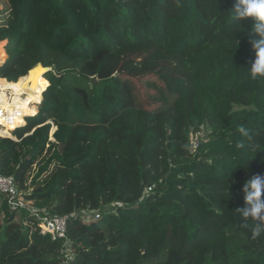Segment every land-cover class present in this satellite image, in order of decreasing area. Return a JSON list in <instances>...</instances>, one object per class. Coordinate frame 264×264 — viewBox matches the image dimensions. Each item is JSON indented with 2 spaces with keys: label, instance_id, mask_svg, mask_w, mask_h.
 <instances>
[{
  "label": "trees",
  "instance_id": "16d2710c",
  "mask_svg": "<svg viewBox=\"0 0 264 264\" xmlns=\"http://www.w3.org/2000/svg\"><path fill=\"white\" fill-rule=\"evenodd\" d=\"M4 2L0 79L50 70L38 112L0 137V173L35 211L0 194V264H264L235 210L264 174V152L237 147L244 127L264 151V78L235 0ZM36 213L66 216V239Z\"/></svg>",
  "mask_w": 264,
  "mask_h": 264
},
{
  "label": "clouds",
  "instance_id": "9594fccd",
  "mask_svg": "<svg viewBox=\"0 0 264 264\" xmlns=\"http://www.w3.org/2000/svg\"><path fill=\"white\" fill-rule=\"evenodd\" d=\"M230 11L232 20L239 27L240 21L251 18L250 32L247 35L250 37L249 43L254 58L251 67L247 69L248 76L253 80L264 78V0H235ZM235 40L237 46L239 41L236 38ZM240 131L243 140L237 147L254 154L248 161L249 163L258 152L264 151H258L260 144L256 139L255 132L244 127H241ZM248 163L246 167H239L247 168ZM262 163H264V158H262ZM232 172L229 177H231ZM233 183H235L234 180ZM240 192L243 195V206L235 210L242 221L241 227H247L249 221L253 223L251 239L256 240L264 234V174H254L245 180Z\"/></svg>",
  "mask_w": 264,
  "mask_h": 264
},
{
  "label": "bare ground",
  "instance_id": "6f19581e",
  "mask_svg": "<svg viewBox=\"0 0 264 264\" xmlns=\"http://www.w3.org/2000/svg\"><path fill=\"white\" fill-rule=\"evenodd\" d=\"M6 42H0V51L4 50ZM0 53V66L6 61ZM48 69L37 65L32 69L28 76L21 78L17 83H9L0 79V106L6 107L9 114L13 115L11 121L4 123V130H0V137H10L13 129L25 125L24 117L36 111L35 103L42 100V93L45 90L43 76ZM11 92L13 98L11 101L7 92Z\"/></svg>",
  "mask_w": 264,
  "mask_h": 264
},
{
  "label": "built area",
  "instance_id": "2783aa9c",
  "mask_svg": "<svg viewBox=\"0 0 264 264\" xmlns=\"http://www.w3.org/2000/svg\"><path fill=\"white\" fill-rule=\"evenodd\" d=\"M5 49V47H4ZM6 53V52H5ZM7 96L9 100L13 98L11 92H7ZM43 100V96H42ZM34 104V105H40ZM29 116H25L23 119L26 122ZM13 115H10L6 107L0 106V130H4V123L6 121H11ZM11 133V132H10ZM204 130L199 132L197 135L198 140L200 137L204 136ZM198 145V141L195 142V147ZM0 194L5 195L8 199V204L12 209H27L29 211L35 212L33 209L28 207L23 197L19 193L16 184L11 177L4 176L0 173ZM37 215V213L35 214ZM100 218V214L98 212H88L83 215V220L85 222H90L92 220H98ZM67 217L66 216H51L45 215L40 216L37 215L38 225L40 228V232L43 235L49 234L53 241L66 239L67 234Z\"/></svg>",
  "mask_w": 264,
  "mask_h": 264
},
{
  "label": "rangeland",
  "instance_id": "374dc122",
  "mask_svg": "<svg viewBox=\"0 0 264 264\" xmlns=\"http://www.w3.org/2000/svg\"><path fill=\"white\" fill-rule=\"evenodd\" d=\"M6 7V4H5V2H4V0H0V18H2V16H3V13H4V8ZM4 52H6V50L4 49ZM0 53L4 56V57H6L7 55H6V53H5V55L0 51ZM5 63V62H4ZM46 74V73H45ZM44 74V75H45ZM44 78H45V76H43ZM43 94H44V92L42 93V96H43ZM40 102H42V100L40 101ZM39 102V103H40ZM39 103H35V104H39ZM41 105V104H40ZM40 105H35V107H36V111L35 112H33V113H31V114H34V113H36V112H38L37 110H39V107H40ZM31 114H29L28 116L29 117H31L30 115ZM26 123H27V120H26V122H25V125H26ZM14 130V129H13ZM12 130V131H13ZM56 131V128L53 126L52 127V129H51V132H50V137L54 134V132ZM2 138H5V137H2ZM12 138H13V136H12ZM51 139H52V137H51Z\"/></svg>",
  "mask_w": 264,
  "mask_h": 264
},
{
  "label": "water",
  "instance_id": "95a60500",
  "mask_svg": "<svg viewBox=\"0 0 264 264\" xmlns=\"http://www.w3.org/2000/svg\"><path fill=\"white\" fill-rule=\"evenodd\" d=\"M8 58H9V57L7 56L6 61L8 60ZM46 69H47V68H46ZM49 70H50V69H48V71H49Z\"/></svg>",
  "mask_w": 264,
  "mask_h": 264
},
{
  "label": "crops",
  "instance_id": "0c3cea01",
  "mask_svg": "<svg viewBox=\"0 0 264 264\" xmlns=\"http://www.w3.org/2000/svg\"><path fill=\"white\" fill-rule=\"evenodd\" d=\"M3 80H5V79H3ZM10 132H12V131H10Z\"/></svg>",
  "mask_w": 264,
  "mask_h": 264
}]
</instances>
